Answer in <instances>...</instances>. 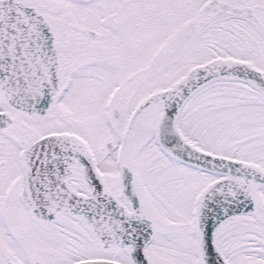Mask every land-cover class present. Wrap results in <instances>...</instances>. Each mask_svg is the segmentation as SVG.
I'll return each instance as SVG.
<instances>
[{
    "label": "snow or ice",
    "instance_id": "obj_1",
    "mask_svg": "<svg viewBox=\"0 0 264 264\" xmlns=\"http://www.w3.org/2000/svg\"><path fill=\"white\" fill-rule=\"evenodd\" d=\"M0 264H264V0H0Z\"/></svg>",
    "mask_w": 264,
    "mask_h": 264
}]
</instances>
